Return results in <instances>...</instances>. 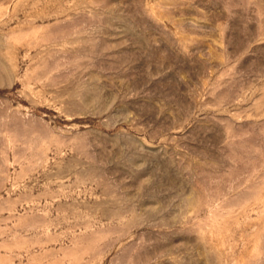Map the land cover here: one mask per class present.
<instances>
[{
	"label": "rangeland",
	"instance_id": "374dc122",
	"mask_svg": "<svg viewBox=\"0 0 264 264\" xmlns=\"http://www.w3.org/2000/svg\"><path fill=\"white\" fill-rule=\"evenodd\" d=\"M0 264H264V0H0Z\"/></svg>",
	"mask_w": 264,
	"mask_h": 264
}]
</instances>
